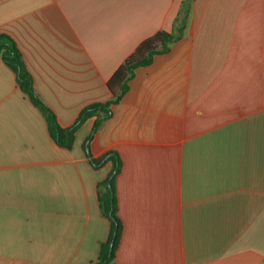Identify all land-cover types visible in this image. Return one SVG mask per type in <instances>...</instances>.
Wrapping results in <instances>:
<instances>
[{"label":"crops","instance_id":"1","mask_svg":"<svg viewBox=\"0 0 264 264\" xmlns=\"http://www.w3.org/2000/svg\"><path fill=\"white\" fill-rule=\"evenodd\" d=\"M0 0V34L19 48L62 128L94 102L138 44L169 51L135 69L89 143L118 154L122 235L112 264H264V0ZM49 137L0 62V264H88L107 240L83 143Z\"/></svg>","mask_w":264,"mask_h":264},{"label":"trees","instance_id":"2","mask_svg":"<svg viewBox=\"0 0 264 264\" xmlns=\"http://www.w3.org/2000/svg\"><path fill=\"white\" fill-rule=\"evenodd\" d=\"M192 1L184 0L181 3V10H183L185 16L188 14L189 5ZM175 39L176 36L173 32L161 30L141 41L108 80L107 87L111 93V99L107 102L89 104L79 113L71 126L62 128L58 124L55 113L36 92L32 76L15 41L7 34H0V62L14 74L19 90L42 115L51 140L58 147L70 150L77 129L85 120L94 118L90 134L83 143L85 156L94 169L102 167L107 162L112 164V170L108 176L96 185L100 214L110 222L109 236L106 241L99 244L97 259L88 264H112L115 260L117 246L123 230L122 223L117 215L115 196V178L121 169V160L114 151L107 152L100 158H93L89 152V143L102 124L110 118L112 107L121 100L128 90V83L133 78L135 69L146 67L151 64L154 56L167 53Z\"/></svg>","mask_w":264,"mask_h":264}]
</instances>
